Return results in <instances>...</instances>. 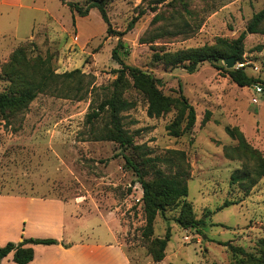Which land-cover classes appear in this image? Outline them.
<instances>
[{
  "label": "rangeland",
  "instance_id": "rangeland-1",
  "mask_svg": "<svg viewBox=\"0 0 264 264\" xmlns=\"http://www.w3.org/2000/svg\"><path fill=\"white\" fill-rule=\"evenodd\" d=\"M23 3V7L0 3V92L18 91L23 81L34 77L27 71L15 83L10 69L4 70L20 46L26 67L47 66L54 81L25 108L0 115V192L81 199L88 206L116 210L127 225L125 246L133 264H251L230 245L264 256L259 244L264 238V175L248 192L245 183L232 181L233 173L245 169L249 160L238 157L239 141L226 131L227 126L238 127L264 157V84L258 83L262 91L254 87L257 83L240 86L225 71L241 67L264 80V21L261 31L248 32V23L264 8V0H106L110 34L95 7L85 16L75 13L74 21L61 0ZM47 11L57 28L46 27ZM243 31V62L231 68L221 59L206 61L189 73L155 58L156 53L205 45L220 48L218 38L233 39ZM115 48L126 64L161 79L163 93L175 99L168 112L149 116L148 98L128 73L115 86L121 67ZM74 69L80 73L64 81L61 74ZM180 84L195 108L196 122L189 132L175 136L168 125L186 114L177 100ZM113 88L123 89V96L133 101L121 112L123 128L133 139L128 147L106 137L111 127L107 110L87 120ZM207 110L210 118L203 122ZM122 153L138 161L148 179L154 177V168L166 173L186 169L185 200L193 217L205 223L192 227L178 223L184 201L180 199L167 206L164 215L158 213L152 236H143L142 187L135 171L125 166ZM154 156H163L164 161L145 162ZM225 200L232 203L220 208ZM168 225L171 237L164 257L156 261L151 240L163 237Z\"/></svg>",
  "mask_w": 264,
  "mask_h": 264
},
{
  "label": "trees",
  "instance_id": "trees-1",
  "mask_svg": "<svg viewBox=\"0 0 264 264\" xmlns=\"http://www.w3.org/2000/svg\"><path fill=\"white\" fill-rule=\"evenodd\" d=\"M63 4L70 7L73 12V20L75 21V13L80 16H85L89 13L90 9L97 8L107 23V33L112 31L110 25V19L107 12L106 0H88L86 5H80L78 2L72 0H61ZM136 21V18L129 22L128 28L131 29ZM264 21V8L260 9L253 14L249 23L248 30L251 32H259L261 23ZM124 32H118L122 35ZM246 38V32H241L238 37L233 39L218 38V48L216 45H205L201 47L188 48L177 50L174 52H164L163 54L156 53V60H164L170 67H183L187 72L193 73L197 71L201 64L206 61L214 62L228 57H234L236 62H243L244 55V41ZM119 44L122 46V42L119 38ZM23 48L20 46L17 48L10 57V60L5 64L4 70L10 69V78L16 83L21 76L27 71L33 72V78L23 81V88L18 87V91L15 92H0V115L7 117L8 114L17 109L25 108L29 102H31L39 92L45 91L51 86L54 81V77L49 73L47 66H42L36 69L37 63L30 67H26L24 63ZM114 57L121 63V67L117 69L118 76L115 80V86H118L123 79H125L128 73L133 81L134 85L140 89L148 98L147 113L149 116H160L168 112L175 99L169 95L163 93L159 87L161 79L157 78L152 72L139 68L134 65L126 64L121 60L118 51L114 49ZM218 69L223 67L217 65ZM226 73L240 86H250L254 83H263L264 80L255 78L246 73L241 68L226 69ZM76 73H80L79 69L64 72L61 74L66 80L74 79ZM177 100L183 106L186 111L185 115H181L175 121L168 125L170 133L175 136H180L185 132H189L196 122V111L194 106L189 102L188 98L184 95L182 85H179V97ZM133 106V101L123 96V89L113 88L111 94L105 98L99 106H97L91 113L87 115V120L92 121L93 118L100 115L104 110H107L110 114L111 127L106 132L108 139L117 141L122 147H128L133 145V139L130 134L123 128L121 122V112L130 109ZM210 118V111H206L203 122H206ZM185 121V125L182 127V122ZM228 134L237 138L239 141L238 157H244L249 160L245 163V169H238L232 175V181H241L245 183L246 191L250 190L258 179L264 175V157L261 152L250 145L243 132L236 126L226 127ZM181 159H184L185 153L183 151L177 152ZM227 155H231L230 151L226 150ZM125 159V166L132 168L138 178V182L142 187V201L144 203V211L146 213V223L143 228V236L150 237L154 233V222L158 213L164 215L167 206L173 204L175 201L184 199L182 206V214L176 218L177 222L184 227L198 226L205 223L203 218L195 219L192 214L191 204L185 200V197L189 193L187 177L188 172L186 169L177 171L175 173H166L159 168H154V177L148 179L146 172L142 169L140 163L136 161L132 156L122 153ZM164 161L163 156H154L145 159V162H157ZM253 164V166H250ZM246 181V182H244ZM232 202L225 200L220 208L230 205ZM171 237L170 225L167 226L165 235L163 237H155L151 240L152 254L156 261L161 260L165 255V249L168 241ZM55 238H23L20 242L8 241L5 245L0 246V264L3 257L13 251V259L18 264H26L34 258V248L32 243H45L52 244L58 243ZM228 244L227 242H224ZM259 244L264 246V238L259 240ZM230 247L239 253L245 254L251 261V264H264V256H256L252 253L246 252L243 247H237L230 245Z\"/></svg>",
  "mask_w": 264,
  "mask_h": 264
},
{
  "label": "crops",
  "instance_id": "crops-1",
  "mask_svg": "<svg viewBox=\"0 0 264 264\" xmlns=\"http://www.w3.org/2000/svg\"><path fill=\"white\" fill-rule=\"evenodd\" d=\"M0 3L25 6L23 0ZM47 12L46 27L57 28L52 13ZM126 235L127 225L116 210L88 206L81 199L0 192V245L8 241L17 243L23 238L59 241L28 244L35 254L26 264H133L125 246ZM1 264H18L13 251L2 258Z\"/></svg>",
  "mask_w": 264,
  "mask_h": 264
},
{
  "label": "water",
  "instance_id": "water-1",
  "mask_svg": "<svg viewBox=\"0 0 264 264\" xmlns=\"http://www.w3.org/2000/svg\"><path fill=\"white\" fill-rule=\"evenodd\" d=\"M248 32H251V31L248 30ZM224 62H225L226 66H227L228 68H231V67L234 66L236 60H235V58L232 56V57H228V58H226V59L224 60Z\"/></svg>",
  "mask_w": 264,
  "mask_h": 264
},
{
  "label": "built area",
  "instance_id": "built-area-1",
  "mask_svg": "<svg viewBox=\"0 0 264 264\" xmlns=\"http://www.w3.org/2000/svg\"><path fill=\"white\" fill-rule=\"evenodd\" d=\"M254 87L256 88L257 91H262V85L260 84H254Z\"/></svg>",
  "mask_w": 264,
  "mask_h": 264
}]
</instances>
